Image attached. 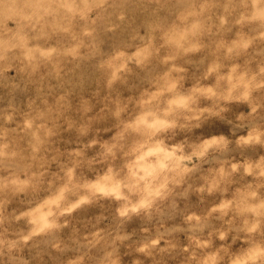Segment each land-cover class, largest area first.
Segmentation results:
<instances>
[{
  "label": "rangeland",
  "instance_id": "374dc122",
  "mask_svg": "<svg viewBox=\"0 0 264 264\" xmlns=\"http://www.w3.org/2000/svg\"><path fill=\"white\" fill-rule=\"evenodd\" d=\"M0 264H264V0H0Z\"/></svg>",
  "mask_w": 264,
  "mask_h": 264
},
{
  "label": "bare ground",
  "instance_id": "6f19581e",
  "mask_svg": "<svg viewBox=\"0 0 264 264\" xmlns=\"http://www.w3.org/2000/svg\"><path fill=\"white\" fill-rule=\"evenodd\" d=\"M144 167V166H143ZM145 168V167H144ZM101 187V186H100ZM108 188V187H107Z\"/></svg>",
  "mask_w": 264,
  "mask_h": 264
}]
</instances>
